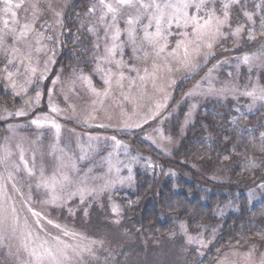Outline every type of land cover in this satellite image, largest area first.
<instances>
[{
    "label": "rangeland",
    "instance_id": "rangeland-1",
    "mask_svg": "<svg viewBox=\"0 0 264 264\" xmlns=\"http://www.w3.org/2000/svg\"><path fill=\"white\" fill-rule=\"evenodd\" d=\"M74 1L41 0L38 5L41 14L37 18L32 8L35 0H23L20 9L15 5L21 0H11L12 11L17 12L19 21V24L13 25L11 12L4 11L5 2L0 0V29L4 28L5 20L18 31L19 25L35 19L34 31L19 44L13 45L9 37L0 47V87L4 92L0 96V116L6 115L5 109L28 112L26 116L0 120V156L4 154V148L11 153L6 164L0 163V185L4 186L5 195L11 197L6 201L7 205L9 208L14 205L18 215L16 233L0 246V264H17L13 255L17 251L22 252V259L28 258L27 253L22 251V245L29 230L32 232L31 243L37 248L40 245H68L67 251L74 256L73 249L79 251L90 246L94 255L85 253L80 264H190L202 256L200 252L207 251L215 239L214 231L190 230L184 225L188 235L202 237L205 242L211 241L204 248L196 243L189 244L181 225L158 244L150 243L144 231L130 229L125 217L123 196L135 181L136 168L143 166L140 162L146 161L148 164L151 160L143 149L144 153L139 150L140 153L134 148L132 139L141 138L162 156L172 157L187 127L202 124L203 113L210 114L207 106L208 109L217 106L216 115L230 114L232 120L244 110H252L258 102H262L256 100L253 103V98L243 93L255 92L259 95L260 89L264 88V56L250 64L243 63V57L264 51V30L260 27L264 21V0H239V3L231 5L228 25L222 29L226 35L213 44L210 50L213 55L207 61L203 54L195 60L200 67L194 73L177 65L169 55L177 48L178 41L187 39L183 33H191V28L178 27L176 23L170 27L166 25L167 41H161L166 46L159 57L147 46L134 52L133 45L127 43L126 21L129 14H136V10L128 7L121 10L116 21V27L121 29L117 43L124 41L125 46L123 52L117 50L114 57V60H123L127 67L117 69L114 62L98 60V57L107 55L105 47L111 46L113 32L106 36L103 27L107 24L99 25L98 17L102 9L98 0H79V5ZM226 2L228 0H213L207 8H215L217 15L222 16V5ZM49 3L51 8L48 7ZM93 4L96 5L94 14L88 11ZM206 10L201 11L200 15H205ZM245 11L252 14L251 21L243 14ZM57 12L61 13L59 17L55 14ZM189 12L195 13L196 9L191 8ZM105 20L110 23L111 15ZM148 23L147 19H142L138 25L139 37H143V27ZM91 25L99 28L98 35L88 32ZM238 26H243L240 34L231 35ZM150 30L155 31L154 24ZM249 35L254 39L249 40ZM37 40L43 45L38 53L35 51L40 46ZM139 42L138 39V45ZM70 43L78 45V49H73ZM12 47L19 51L12 53ZM178 51L183 55V45ZM29 52L30 66L37 69L34 75L20 65L22 57ZM145 52L149 53L147 59L144 58ZM12 55L17 60L15 64L8 65L7 70L16 72L19 67V75L14 77L17 82L15 89L4 78L5 65ZM154 62L163 69L155 83L151 78L140 81L138 73L145 75L146 68L151 72ZM98 65L114 73L123 71V88L117 87L113 81L111 90L105 95V71L97 70ZM168 67L173 70L169 72ZM130 68L137 71H130ZM82 76L88 77L91 83L83 80ZM29 79L31 83H28ZM133 80L135 84H132ZM197 82L199 88L195 87ZM210 86L215 91L206 93L204 90ZM92 88L97 91L93 92ZM16 92L20 94L15 95ZM37 92L40 93L39 103L35 102ZM189 92L192 94L185 95ZM122 94L142 99L137 100L134 106L132 102L123 101ZM157 103L165 106L155 119L148 120L140 128L124 127L125 124H137L146 119L156 110ZM50 104L61 110L59 115L51 112ZM45 114L60 125L59 132L50 123H42L39 127L31 123ZM85 120L87 123L83 122ZM101 124L109 126L99 127ZM161 133L165 139H161ZM111 137H115L120 144L117 145ZM21 153L34 175H28L20 159ZM15 166L19 167V172H15ZM129 168L132 180L121 183V178L129 175ZM161 168L158 164V173ZM9 171L15 174V189L13 182L8 180ZM212 171L219 176L226 175L220 166ZM41 175L50 183L62 182L63 177H68L63 188L57 184L56 194L61 196L57 203H42L49 200L52 193L44 187L37 188ZM82 187L94 188L95 192L85 195L83 200L79 194L71 195ZM259 196V193H249L250 201H257ZM113 205L120 207L119 216L112 212ZM30 209L41 213L39 226L36 224L37 217ZM117 219L119 223L115 222ZM48 220L52 223L49 224ZM253 250L252 257L246 258V254ZM262 255L264 239L257 238L223 247L216 254L213 264H259ZM68 264H77V261L72 258Z\"/></svg>",
    "mask_w": 264,
    "mask_h": 264
},
{
    "label": "trees",
    "instance_id": "trees-1",
    "mask_svg": "<svg viewBox=\"0 0 264 264\" xmlns=\"http://www.w3.org/2000/svg\"><path fill=\"white\" fill-rule=\"evenodd\" d=\"M206 109L210 114L203 113L202 124L187 127L172 157L162 156L141 138L132 139L138 152L162 168L158 173V167L140 162L143 166L136 168L122 200L130 229L144 231L150 243H161L181 223L190 230L214 231L207 251L190 264H213L223 247L264 234V101L232 120L230 114L216 115L217 106ZM219 166L226 175L212 171ZM250 191L260 194L257 201H250Z\"/></svg>",
    "mask_w": 264,
    "mask_h": 264
},
{
    "label": "snow or ice",
    "instance_id": "snow-or-ice-1",
    "mask_svg": "<svg viewBox=\"0 0 264 264\" xmlns=\"http://www.w3.org/2000/svg\"><path fill=\"white\" fill-rule=\"evenodd\" d=\"M5 2V12H11L12 21L11 23L13 25L19 24L18 18H17V12L12 11L13 5L11 4V0H4ZM41 2V0H35V2L32 4L33 8V15L38 18V15L41 14V10L39 9L38 5ZM213 2V0H114V2H107V0H98V3L100 5V8L102 9L100 16L98 17V22L100 26H104L107 24L106 27H103V30L105 31V35L109 32H113V35L111 36V46L105 47L106 56L105 57H98V60L102 62H108V63H115V66L117 69H120L122 67H127V65L124 63L123 60H114L115 54L117 50H119L121 53L123 52V48L125 46V42L121 41L117 43L118 40H120L121 36V29L119 27H116V21L118 19V15L121 12V10L124 7L128 8H134L136 10V14L132 15L129 14L128 19L126 21V24L128 25L126 29L128 41L127 43H130L133 45L134 52L138 49H141L145 46L150 47L153 49L155 56L159 57L161 53L164 51V48L166 45L161 44V41H167V36L165 35V26H171L173 23H176L177 26L183 25L184 27L191 28V33L185 32L183 33V36H185L187 39L183 41L177 42V48L173 49L172 53L169 55L173 58L174 62L187 69L189 73H194L200 65L195 62V60L201 55H204L205 61H207L213 53L210 51L213 48V44L218 40L219 37L226 35L222 29L228 25L229 21V8L232 4L239 3V0H228V2L223 3V15H217L215 8H207V5L209 3ZM23 6V0H21V3H17L15 5V8L20 9ZM49 8H51V4L48 5ZM195 8L196 12L191 13L189 12V9ZM205 9V15H200L201 11H204ZM89 13L94 14L96 12V5L93 4L89 8ZM57 17L61 15V13L57 12L55 13ZM248 20H252V14L245 11L243 13ZM111 15V22H106L105 17ZM142 19H147L149 23L147 25H144L143 27V37H139L138 34V25L142 22ZM59 22V21H58ZM34 24L35 19L32 22L25 21L22 25H19V30L17 31L16 27H10L9 21H4V28L0 29V47L4 46L6 43V40L11 37L13 41V45L19 44L23 39L27 37L29 33L34 31ZM155 25V31H151L152 25ZM243 26H238L231 35L238 36L240 32L242 31ZM261 29L264 30V21L261 22L260 25ZM114 29V31H113ZM88 32L94 33L98 35L99 28L96 25H91L88 27ZM262 34H264V31H262ZM42 35V34H40ZM249 40L254 39L253 36L249 35ZM139 39V45L137 44V40ZM37 44L40 45L35 49V51L38 53L41 51V48L43 45L40 44V40H37ZM183 45L184 52L183 55H181L178 51V49ZM96 47H99V44H96ZM191 49V51L189 50ZM19 49L16 47H12L11 52L16 53ZM149 56V53L145 52L144 58L147 59ZM261 56H264V51H261L259 54L253 53L251 55H245L243 57V63L250 64L253 61L260 60ZM16 56L12 55L11 58L7 60V64L5 65V76L4 78L10 82V86L12 88L17 87V82L14 79L15 76L19 75V67H17L16 72L8 71L7 67L8 65H13L16 63ZM25 61L28 63L26 64ZM31 61V53H26L22 59L20 60V65L24 66L26 68V71H29L33 75L36 73L37 69L35 67L30 66ZM99 71H105V77H104V84L107 86L104 90V94L108 95L109 91L111 90L113 86V81H115V84L119 88H123L122 81L125 79V75L123 71H119L118 73H114L111 69L104 70L100 68L98 65ZM130 71H137L135 68H130ZM167 70L171 72L173 69L171 67H168ZM145 75L140 76L138 73V79L140 81H145L148 78H151L153 80V83H155V80L158 78V74L163 71V69L156 64L155 62L152 65V70L149 72V70L146 68ZM83 80L91 83L89 78L86 76L81 77ZM43 79V77H41ZM203 79V78H202ZM28 83H31V80H28ZM55 84L56 81H53ZM172 83H175V81H172ZM132 84H135V80L132 81ZM130 84V88L132 86ZM196 88H199V82H197ZM26 90V89H22ZM51 89L49 90V94L51 95ZM93 92H96L97 90L95 88H92ZM206 93H210L215 91L211 86L204 90ZM19 92H16L15 95H19ZM99 95V93H97ZM192 93H185V95H191ZM243 95L251 96L253 98V103H255L256 100L264 101V88L260 89L259 95H257L255 92H245ZM123 101H129L136 105V101L139 99H142V97H136V98H130L128 95H123ZM39 97L40 93H36L35 102L39 103ZM167 97H165V104H166ZM28 103V102H26ZM165 104L157 103L156 110L152 111L146 119H142L140 123L137 124H125V128H140L142 124H147L148 120L155 119L159 115V110L165 106ZM50 110L53 113H56L57 115L60 114L61 110L55 106L50 104ZM6 115L0 116V120H6L10 117L16 116V117H22L28 115V112H25L22 109H17L15 112L7 111L5 109ZM84 123H87V120L83 121ZM32 124L37 125L38 127L42 125V123H50L54 128H56L57 132H59L60 125L55 122V120H50L45 114L43 118L37 117L31 121ZM109 125L101 124L99 127H108ZM10 127H12L10 125ZM264 135V134H262ZM112 140L115 141L117 145L120 144V141L116 140L115 137H111ZM151 139V137H149ZM161 139H165L163 137V134L161 133ZM167 139L170 140V137ZM153 143H156L155 140H153ZM159 147V145H157ZM260 151H264V144L261 145ZM3 155L0 156V163L6 164L11 153L4 148L3 149ZM20 159L22 162H24V167L28 172L29 176L34 175L33 170L31 168H28L27 162L24 161L23 153H21ZM148 167H158V165H153L151 162H148ZM256 165L253 163L252 167H255ZM15 172H19V167L15 166ZM8 180L13 182V188L15 189V174L13 171L8 172ZM124 180L131 181V169L129 168V175L127 177L121 178L120 182L123 183ZM64 182H68V177H63L62 182H51L44 178L43 175H41L40 180L37 182V188L44 187L45 189H48L52 195L49 200H44L42 203L44 204H55L60 199L61 196L56 194L57 184L59 183V186L63 188ZM95 192L94 188H87L82 187L78 189L77 192L71 193V195L79 194L81 196V199L83 200L85 195H92ZM0 246H3L4 243L12 238V236L17 231L18 226V215L17 210L15 206H9L7 205L6 201L10 200L11 197H7L5 195V188L3 185H0ZM71 198V196L69 197ZM28 200H31V193H29ZM134 203L133 201H129V204L131 205ZM32 214L37 217L36 224L40 225L41 220V213L36 212L34 210H31ZM112 212L119 216L121 209L118 205L112 206ZM116 223H119V219L115 221ZM48 223L51 224L52 221L48 220ZM57 228H59V225H56ZM181 230L184 231L185 235L187 236V242L189 244H199L201 247H208V244L211 243V241L205 242L202 237L197 238L193 237L191 235L187 234V229L185 228L184 224L181 223ZM67 234V233H65ZM260 235L261 239H264V234H257ZM58 240V238H55ZM24 244L22 245V251L27 253L28 258L22 259V252L17 251L14 253V257L17 261V264H68L69 260L72 258H75L77 261V264H80V260L83 258V255L87 253L89 256L94 255L93 249L90 246H85L81 248L79 251L73 249L74 256H70L69 252L67 251L68 245H64V247H57V246H48L45 247L44 245H40L39 248L31 243L32 241V232L29 230L27 234L24 237ZM31 245V247H30ZM254 253L253 251H250L246 254V258H251ZM200 255H204L203 252H200ZM259 264H264V255L261 256V259L259 261Z\"/></svg>",
    "mask_w": 264,
    "mask_h": 264
}]
</instances>
